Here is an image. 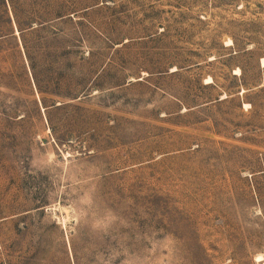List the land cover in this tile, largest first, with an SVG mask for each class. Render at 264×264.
I'll use <instances>...</instances> for the list:
<instances>
[{
  "label": "rangeland",
  "instance_id": "obj_1",
  "mask_svg": "<svg viewBox=\"0 0 264 264\" xmlns=\"http://www.w3.org/2000/svg\"><path fill=\"white\" fill-rule=\"evenodd\" d=\"M258 255L264 0H0V264Z\"/></svg>",
  "mask_w": 264,
  "mask_h": 264
},
{
  "label": "trees",
  "instance_id": "obj_2",
  "mask_svg": "<svg viewBox=\"0 0 264 264\" xmlns=\"http://www.w3.org/2000/svg\"><path fill=\"white\" fill-rule=\"evenodd\" d=\"M9 1V0H8ZM14 16H15V21H16V23L19 25V22H18V18H17V16L14 14ZM28 28H30V26H28ZM20 34H22V32H23V29H20Z\"/></svg>",
  "mask_w": 264,
  "mask_h": 264
},
{
  "label": "bare ground",
  "instance_id": "obj_3",
  "mask_svg": "<svg viewBox=\"0 0 264 264\" xmlns=\"http://www.w3.org/2000/svg\"><path fill=\"white\" fill-rule=\"evenodd\" d=\"M229 42V41H228ZM246 105V104H245ZM258 260L260 262H264V256L263 255H258Z\"/></svg>",
  "mask_w": 264,
  "mask_h": 264
},
{
  "label": "water",
  "instance_id": "obj_4",
  "mask_svg": "<svg viewBox=\"0 0 264 264\" xmlns=\"http://www.w3.org/2000/svg\"><path fill=\"white\" fill-rule=\"evenodd\" d=\"M18 33H16V35H17Z\"/></svg>",
  "mask_w": 264,
  "mask_h": 264
}]
</instances>
